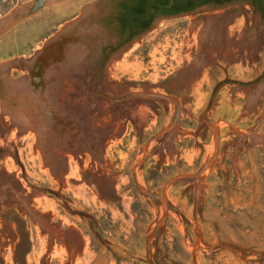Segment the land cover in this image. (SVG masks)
<instances>
[{
  "label": "rangeland",
  "instance_id": "obj_1",
  "mask_svg": "<svg viewBox=\"0 0 264 264\" xmlns=\"http://www.w3.org/2000/svg\"><path fill=\"white\" fill-rule=\"evenodd\" d=\"M0 0V264H264V23Z\"/></svg>",
  "mask_w": 264,
  "mask_h": 264
},
{
  "label": "flooded vegetation",
  "instance_id": "obj_2",
  "mask_svg": "<svg viewBox=\"0 0 264 264\" xmlns=\"http://www.w3.org/2000/svg\"><path fill=\"white\" fill-rule=\"evenodd\" d=\"M236 1L238 0H205L203 2L180 0V12L178 13L191 11L195 7L201 5L212 4L214 6L222 7L224 5L233 4ZM246 1H250L253 4V6L256 7L260 19L264 23V0H246ZM116 2L118 6V13L116 15V20L118 23L117 26L119 27L120 33L128 36H132L146 30L154 16L177 14L173 12L179 9L176 0H170L169 3L160 4L158 6L149 4L147 3V1L142 5H140L139 0H117ZM193 4H195V6H193ZM127 5L128 7L140 5L144 9L143 12H140L141 15L140 18H135L134 14L125 15L123 10Z\"/></svg>",
  "mask_w": 264,
  "mask_h": 264
},
{
  "label": "trees",
  "instance_id": "obj_3",
  "mask_svg": "<svg viewBox=\"0 0 264 264\" xmlns=\"http://www.w3.org/2000/svg\"><path fill=\"white\" fill-rule=\"evenodd\" d=\"M147 1V3L149 4H152V5H160V4H167L169 3L170 0H139V4L142 5L143 3H145ZM184 1H187V0H184ZM189 1H199V2H203L205 0H189ZM177 2V5L179 6V9L174 11L173 13H178L180 12V0H176ZM140 5H135V6H129L128 5L125 7V9L123 10L124 11V14H128V15H131V14H134V17L135 18H140V12H143L144 9L140 6ZM193 6H195V4H193ZM190 8V7H189ZM188 8V9H189ZM185 10V9H184ZM187 10V9H186ZM148 28V27H147Z\"/></svg>",
  "mask_w": 264,
  "mask_h": 264
}]
</instances>
